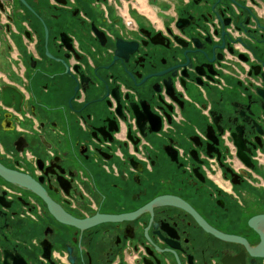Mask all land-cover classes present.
Wrapping results in <instances>:
<instances>
[{"label":"flooded vegetation","instance_id":"af4514ba","mask_svg":"<svg viewBox=\"0 0 264 264\" xmlns=\"http://www.w3.org/2000/svg\"><path fill=\"white\" fill-rule=\"evenodd\" d=\"M159 3L0 0V264H264V0Z\"/></svg>","mask_w":264,"mask_h":264},{"label":"water","instance_id":"95a60500","mask_svg":"<svg viewBox=\"0 0 264 264\" xmlns=\"http://www.w3.org/2000/svg\"><path fill=\"white\" fill-rule=\"evenodd\" d=\"M179 20H180V19H179ZM224 33H225V32H223V34H224ZM263 66H264V62H263ZM254 70H255V71H254V74H256V75L259 74V73H258V71H259L258 68H255V67H254ZM259 75H260V76L263 78V80H264V73H260ZM256 92L258 93V95L264 97V89H260V88H258V89H256ZM3 96H4V99L7 98V94H5V93L3 94ZM16 101H17V100L12 99V100H10L9 103H13V102H16ZM232 135H233V137H234L235 144L241 149V142H240V140L238 139L237 135H236L235 133H233ZM238 155H239L240 158L243 159V156H242V154H241L240 151H239ZM0 174H1L2 176H4L5 178H7L8 180H10L11 182L17 183V184L20 185V186L30 187V188L34 189L38 194H40V195L43 196V193H42L41 189L37 186V184H36L34 181L30 180L27 176L22 175V174H19V173H17V172L8 171V170L4 169L2 166H0ZM43 197L46 199L45 196H43ZM49 208H50L51 212H52L54 215L59 216V214H58L57 212H55L54 209H52V207H51L50 204H49ZM59 217H60V216H59ZM61 219H63L64 221H67V222H69V223H73V224H77V225L82 224V225H85V226H86V225H89V224H92V223H94L95 221H98V217H97V218H89V219H85V220H83V222H80V223H79V222H76V221H73V220H71V219H65V218H61ZM99 220H101V219L99 218ZM70 261L73 262L74 260L71 259Z\"/></svg>","mask_w":264,"mask_h":264},{"label":"rangeland","instance_id":"374dc122","mask_svg":"<svg viewBox=\"0 0 264 264\" xmlns=\"http://www.w3.org/2000/svg\"><path fill=\"white\" fill-rule=\"evenodd\" d=\"M188 111H191V113H194V114H195V110H194V108H193L192 106L190 107V105H187V106H186V108H185L184 111H183V114L186 116L187 113H188ZM198 115H200V114H199V112L197 111V116H198ZM177 128H178V132L182 131V127L177 126ZM147 140H148L150 143H152V144H156L160 139H159L158 137H156V136H153V137L148 138ZM184 147L186 148V147H187V144H185Z\"/></svg>","mask_w":264,"mask_h":264},{"label":"crops","instance_id":"0c3cea01","mask_svg":"<svg viewBox=\"0 0 264 264\" xmlns=\"http://www.w3.org/2000/svg\"><path fill=\"white\" fill-rule=\"evenodd\" d=\"M160 3L158 4V6L162 5L163 3L166 4V2H174V5H177L179 2H181L182 0H158ZM164 1V2H163ZM163 2V3H162ZM159 10V9H158ZM2 65L3 66H8L7 62L5 60L2 61Z\"/></svg>","mask_w":264,"mask_h":264}]
</instances>
